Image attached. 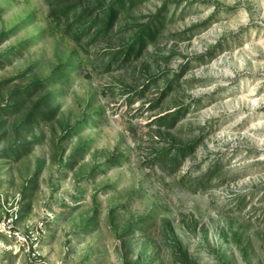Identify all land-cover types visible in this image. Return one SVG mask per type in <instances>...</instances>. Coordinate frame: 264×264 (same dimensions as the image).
Masks as SVG:
<instances>
[{
	"label": "rangeland",
	"instance_id": "1",
	"mask_svg": "<svg viewBox=\"0 0 264 264\" xmlns=\"http://www.w3.org/2000/svg\"><path fill=\"white\" fill-rule=\"evenodd\" d=\"M0 264H264V0H0Z\"/></svg>",
	"mask_w": 264,
	"mask_h": 264
},
{
	"label": "trees",
	"instance_id": "2",
	"mask_svg": "<svg viewBox=\"0 0 264 264\" xmlns=\"http://www.w3.org/2000/svg\"><path fill=\"white\" fill-rule=\"evenodd\" d=\"M106 20H113L115 18V13L113 12L112 9H110L108 12H106L105 15Z\"/></svg>",
	"mask_w": 264,
	"mask_h": 264
}]
</instances>
